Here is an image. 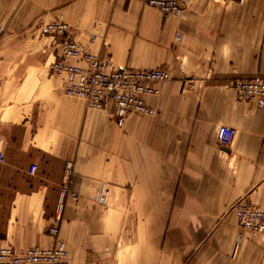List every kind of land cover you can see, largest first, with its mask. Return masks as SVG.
<instances>
[{
	"label": "crops",
	"instance_id": "crops-1",
	"mask_svg": "<svg viewBox=\"0 0 264 264\" xmlns=\"http://www.w3.org/2000/svg\"><path fill=\"white\" fill-rule=\"evenodd\" d=\"M2 1L23 3L13 23H66L111 69L171 79L145 99L154 115L118 126L112 102L65 95L49 39L0 29V245L52 247L56 225L68 264H264V236L232 210L264 206V106L229 85L264 79V0H188L179 19L144 0ZM221 126L235 131L227 147ZM67 161L77 199L59 211Z\"/></svg>",
	"mask_w": 264,
	"mask_h": 264
},
{
	"label": "built area",
	"instance_id": "built-area-1",
	"mask_svg": "<svg viewBox=\"0 0 264 264\" xmlns=\"http://www.w3.org/2000/svg\"><path fill=\"white\" fill-rule=\"evenodd\" d=\"M148 7L157 9L164 17L181 18L188 0H144ZM40 34L58 47L57 61L52 65L55 74L66 75V96L82 99L88 108L103 109L107 102L114 106L115 123L120 126L129 116H150L155 110L145 103V99L157 96L156 84L167 82L170 74L164 68L137 70L129 68L111 69L106 62L87 52L86 48L71 37L70 27L59 20L44 24ZM69 61H74L70 64ZM238 102L257 107L264 106V79H237L229 83ZM235 131L229 127H218L216 140L220 146L227 147L233 140ZM3 158L0 152V163ZM35 166H30L28 174L34 175ZM63 183L59 189L58 210L62 209L63 200L70 196L77 199L69 190L73 177V163L65 162ZM103 195L97 196L98 201ZM232 210L238 226L243 232L264 236V206H254L242 201ZM46 234L54 239L49 248L27 247L13 248L0 245V264H68L67 250L58 238L59 228L52 225ZM239 233L238 238H241Z\"/></svg>",
	"mask_w": 264,
	"mask_h": 264
},
{
	"label": "rangeland",
	"instance_id": "rangeland-1",
	"mask_svg": "<svg viewBox=\"0 0 264 264\" xmlns=\"http://www.w3.org/2000/svg\"><path fill=\"white\" fill-rule=\"evenodd\" d=\"M16 4L20 12V8H22L23 5L22 2H18V3H11L9 1L0 2V29H33V31H38L39 36L42 37L40 34V29L44 25L43 23L33 21L29 25H23L20 24L19 20L17 21V24L11 22V14L12 12L14 13L16 11V7H15ZM13 6L14 8L12 9ZM57 60L58 59L56 57V61Z\"/></svg>",
	"mask_w": 264,
	"mask_h": 264
}]
</instances>
